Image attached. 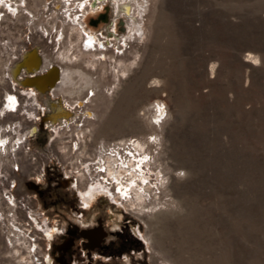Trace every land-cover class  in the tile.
I'll use <instances>...</instances> for the list:
<instances>
[{
  "label": "rangeland",
  "instance_id": "rangeland-1",
  "mask_svg": "<svg viewBox=\"0 0 264 264\" xmlns=\"http://www.w3.org/2000/svg\"><path fill=\"white\" fill-rule=\"evenodd\" d=\"M0 264H264V0H0Z\"/></svg>",
  "mask_w": 264,
  "mask_h": 264
},
{
  "label": "bare ground",
  "instance_id": "bare-ground-1",
  "mask_svg": "<svg viewBox=\"0 0 264 264\" xmlns=\"http://www.w3.org/2000/svg\"><path fill=\"white\" fill-rule=\"evenodd\" d=\"M115 8L117 9V11L121 8L122 6V3L117 1V3L114 4ZM126 7V6H125ZM138 7V6H137ZM140 7V6H139ZM144 7V6H143ZM142 11V10H141ZM141 11H138L137 14H134L132 13V11H130V9L127 8L126 10V15L128 16L129 18V21L130 23H132L134 25V32H138L140 33V25H139V22L136 18L135 15H139L141 13ZM76 23V22H75ZM82 25V24H81ZM82 28V27H81ZM87 42L85 43L86 44V47L85 49L86 50H92L93 49V42H92V38H88L86 40ZM96 47V46H95ZM95 50V49H94ZM31 65H32V68H35L36 70H46V69H51L50 66H49V63L47 60L43 59L41 60L36 54L32 55L31 56ZM30 66V65H29ZM31 67V66H30ZM61 77H60V83L63 84V82L65 83L66 80H68V82H71L72 80L76 79V77H80L83 81V87H90L92 86V82H91V79L89 77H87L86 75H84L83 73H81L80 71L78 70H75V71H67V72H62L61 73ZM53 75H56V72L54 73V71L51 69L48 71V75L47 76H44L42 78H39L37 79L34 83H36L38 85V87L41 89V90H44V88L48 85H51V82H52V77ZM56 77V76H55ZM54 78V77H53ZM56 79V78H55ZM55 81V80H54ZM74 82V81H73ZM54 86V85H53ZM94 86V85H93ZM46 89V88H45ZM87 89V88H86ZM78 90V89H77ZM76 91V90H75ZM81 92V91H80ZM73 93V92H72ZM72 95V94H71ZM161 101V100H160ZM158 103V100L156 101ZM159 104V103H158ZM153 105V104H152ZM161 105V104H160ZM158 106V105H157ZM161 111V110H160ZM158 112V111H157ZM161 115V114H160Z\"/></svg>",
  "mask_w": 264,
  "mask_h": 264
},
{
  "label": "flooded vegetation",
  "instance_id": "flooded-vegetation-1",
  "mask_svg": "<svg viewBox=\"0 0 264 264\" xmlns=\"http://www.w3.org/2000/svg\"><path fill=\"white\" fill-rule=\"evenodd\" d=\"M88 231L89 233L86 235L87 238H83V233ZM99 233H103L101 236ZM107 233L103 228L101 222H98L95 226L78 228L73 227L72 234L68 237L63 238V240L56 246V251L59 253L58 258L60 261L63 257L68 254L69 250L74 246V242L76 238L81 241V245L84 249L88 251H98L102 254H107L109 252V246L104 243L106 239ZM109 255L108 257H110ZM65 263V262H64Z\"/></svg>",
  "mask_w": 264,
  "mask_h": 264
},
{
  "label": "water",
  "instance_id": "water-1",
  "mask_svg": "<svg viewBox=\"0 0 264 264\" xmlns=\"http://www.w3.org/2000/svg\"><path fill=\"white\" fill-rule=\"evenodd\" d=\"M88 233H89L88 231L84 232V233H83V238H87L86 235H87ZM102 234H103V233H99L100 236H101Z\"/></svg>",
  "mask_w": 264,
  "mask_h": 264
}]
</instances>
